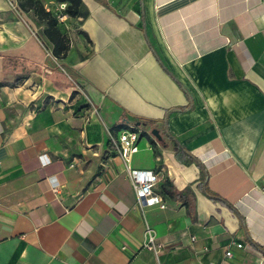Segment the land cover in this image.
Listing matches in <instances>:
<instances>
[{
    "label": "crops",
    "instance_id": "1",
    "mask_svg": "<svg viewBox=\"0 0 264 264\" xmlns=\"http://www.w3.org/2000/svg\"><path fill=\"white\" fill-rule=\"evenodd\" d=\"M34 1L69 49L0 0V264H264V0ZM119 124L163 208L136 205Z\"/></svg>",
    "mask_w": 264,
    "mask_h": 264
},
{
    "label": "trees",
    "instance_id": "2",
    "mask_svg": "<svg viewBox=\"0 0 264 264\" xmlns=\"http://www.w3.org/2000/svg\"><path fill=\"white\" fill-rule=\"evenodd\" d=\"M59 4H67L65 8V15L70 18H75L79 14V7L81 5V0H55ZM17 7L21 12L28 13L30 11L33 12L36 19L44 24V29L42 30V38H40V42L43 45L44 49L47 51H50V54L53 58L57 60H62L66 57L67 51L69 49V43L62 35L61 31L58 28V20L56 17H54L50 12H47L42 4L38 1L34 0H16ZM149 46V43H148ZM151 49V46H150ZM155 56V55H154ZM157 60V58H156ZM158 64L162 68V70L168 74L165 67L157 60ZM174 111V110H172ZM170 111V112H172ZM164 120L162 123H164ZM135 124H148L151 125L154 122L151 120L141 121V120H135ZM128 128L127 126L123 124H119L115 126L113 129L116 131L118 129H124ZM159 135L160 133L157 132ZM141 134V133H140ZM141 135H144L143 133ZM151 143L152 137L148 134H145ZM171 149L173 152V156L188 164H196L195 160L188 156V154L177 144L176 141H171ZM167 184L163 185V188H166ZM204 194L212 200H217L215 196L208 193L206 189H203Z\"/></svg>",
    "mask_w": 264,
    "mask_h": 264
},
{
    "label": "built area",
    "instance_id": "3",
    "mask_svg": "<svg viewBox=\"0 0 264 264\" xmlns=\"http://www.w3.org/2000/svg\"><path fill=\"white\" fill-rule=\"evenodd\" d=\"M59 20H62L59 18ZM139 130L135 127H128L126 130L118 133L117 136L109 135V141L114 153L120 158L124 164L125 173L129 180L130 186L136 195V205L139 208L157 205L159 208H163L160 200L154 196L152 188L156 182V176L151 171L131 170L127 166L128 156L135 152V143L137 141ZM56 190V187H53ZM145 242L143 247L147 250L154 251L156 247L153 246V236L149 229H145ZM236 248H240V245L235 244ZM223 257L228 260L230 252L225 250Z\"/></svg>",
    "mask_w": 264,
    "mask_h": 264
},
{
    "label": "water",
    "instance_id": "4",
    "mask_svg": "<svg viewBox=\"0 0 264 264\" xmlns=\"http://www.w3.org/2000/svg\"><path fill=\"white\" fill-rule=\"evenodd\" d=\"M150 135H151L152 137H154L156 140H159V137H158L157 132H156L155 130H151V131H150Z\"/></svg>",
    "mask_w": 264,
    "mask_h": 264
},
{
    "label": "rangeland",
    "instance_id": "5",
    "mask_svg": "<svg viewBox=\"0 0 264 264\" xmlns=\"http://www.w3.org/2000/svg\"><path fill=\"white\" fill-rule=\"evenodd\" d=\"M31 27H33V29H35V25L33 24V26H31ZM35 31V30H34ZM33 31V32H34ZM35 32H37V33H40V31L39 30H36ZM40 43V42H39ZM42 46V45H41ZM54 62H56V61H54Z\"/></svg>",
    "mask_w": 264,
    "mask_h": 264
}]
</instances>
